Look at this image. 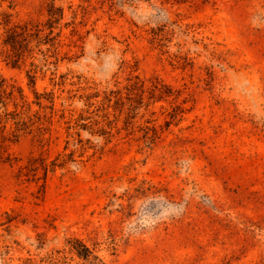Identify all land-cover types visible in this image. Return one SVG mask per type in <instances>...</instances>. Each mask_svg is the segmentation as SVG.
<instances>
[{"label": "rangeland", "instance_id": "rangeland-1", "mask_svg": "<svg viewBox=\"0 0 264 264\" xmlns=\"http://www.w3.org/2000/svg\"><path fill=\"white\" fill-rule=\"evenodd\" d=\"M0 264H264V0H0Z\"/></svg>", "mask_w": 264, "mask_h": 264}, {"label": "trees", "instance_id": "trees-1", "mask_svg": "<svg viewBox=\"0 0 264 264\" xmlns=\"http://www.w3.org/2000/svg\"><path fill=\"white\" fill-rule=\"evenodd\" d=\"M18 28H19V26H17L14 31L9 33L7 39L4 42L5 45L11 46L12 49H14L15 51L16 50L20 51V47H21V44H22V39H20V37H23L21 35L27 33V31H28V26L27 25H25L23 27H20L19 29L21 31H18ZM15 56H18V53H16Z\"/></svg>", "mask_w": 264, "mask_h": 264}]
</instances>
